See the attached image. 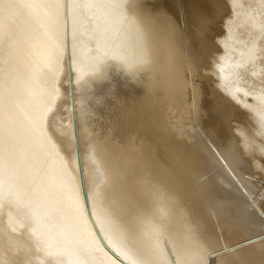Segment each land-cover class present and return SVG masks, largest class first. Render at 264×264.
Instances as JSON below:
<instances>
[{
    "label": "bare ground",
    "instance_id": "1",
    "mask_svg": "<svg viewBox=\"0 0 264 264\" xmlns=\"http://www.w3.org/2000/svg\"><path fill=\"white\" fill-rule=\"evenodd\" d=\"M201 77L237 134L220 148L189 126ZM246 168L264 175V0H0V264H264Z\"/></svg>",
    "mask_w": 264,
    "mask_h": 264
},
{
    "label": "rangeland",
    "instance_id": "2",
    "mask_svg": "<svg viewBox=\"0 0 264 264\" xmlns=\"http://www.w3.org/2000/svg\"><path fill=\"white\" fill-rule=\"evenodd\" d=\"M178 1V0H177ZM181 13V12H180ZM181 15V14H180ZM180 18H182L181 16H180ZM201 70H203V69H201L200 68V70H199V72L198 73H200L201 72ZM111 72H113V74H115L116 73V71H111ZM200 74H202V72L200 73ZM201 78H203L201 81H204L206 84H205V90H204V92L206 93H204L203 92V95H202V104H203V102H204V100L205 101H211L212 102V109H207V110H205V108H204V112H203V114L205 113H207L206 115H202L203 117H201V120L203 121L202 122V124H201V122H200V124H198L199 122L198 121H190L191 123H189V124H192V125H189V126H194V127H197V129L199 128V130H201V131H203V132H201V133H203V137H205V140H207L208 139V136H209V132L212 130V128H213V130L215 129V130H217V132L215 131V133H213L214 134V141L213 142H215L216 140V142L214 143L215 145H216V147L218 146H221V145H223V144H225L226 143V141L227 140H225V138L226 139H229L230 138V136L231 135H233L235 132H232L231 131V129H229V126H226L225 127V125H224V123L222 122V121H220V122H215V123H213L212 122V124H209V122H210V119H211V116L212 115H214V114H217V112L215 113V111L213 110V109H215V106H220L221 104H223L224 105V103H226V102H223V101H218L216 98H215V96H214V94H213V91H211L212 93H210V89H212V88H208V87H210L211 85H212V83H214V82H209L208 83V81H207V78H205V77H201ZM199 80V79H198ZM198 80H195V83H198L199 81ZM104 81V80H103ZM94 82V81H93ZM95 83H101V81H99V82H95ZM94 83V84H95ZM93 84V85H94ZM99 85H101V84H97V86H99ZM208 86V87H207ZM94 88H98V87H96V85H95V87ZM207 89V90H206ZM209 89V90H208ZM204 96V97H203ZM215 99V100H214ZM82 101H83V103H84V105H86L87 106V108H88V114H87V116H88V121L90 122H88L91 126H92V135L93 136H99V134H100V129H101V127L103 126V123H104V111H103V98L101 97V98H99V97H95V98H82ZM216 102L218 103V105L216 104ZM223 102V103H222ZM216 104V105H215ZM220 104V105H219ZM217 108V107H216ZM237 114V113H236ZM208 116V117H207ZM232 121V122H231ZM231 124H232V127H235L236 126V124H237V122L236 121H233L232 119H231ZM198 122V123H197ZM206 123V124H205ZM209 124V125H208ZM200 125V127H198ZM211 128V129H210ZM228 128V129H227ZM208 129H210V130H208ZM205 131V132H204ZM232 132V133H231ZM208 133V135H206ZM205 134V135H204ZM217 134V135H216ZM236 134V133H235ZM211 135V134H210ZM221 135V136H220ZM237 135V134H236ZM211 136H213V135H211ZM210 136V137H211ZM216 136V137H215ZM219 136V138H220V140H219V138L217 139V137ZM226 136V137H225ZM209 137V138H210ZM207 138V139H206ZM216 139V140H215ZM223 140V141H222ZM225 140V141H224ZM219 141V142H218ZM220 141H221V144H220ZM207 142H208V144L210 145V141L209 140H207ZM213 142H212V144H213ZM218 142V143H217ZM218 145H217V144ZM211 146V145H210ZM220 148V147H219ZM224 167H225V165H223ZM215 169H216V172L215 173H218V172H222V168L218 165L217 167H215L213 170L215 171ZM243 170V171H242ZM246 171H247V174H246ZM251 170H247V168L246 169H241V171L240 172H238V174L240 175V177H242V178H244V179H253V181H255L254 182V184H256V185H258V186H262V185H264V175L263 176H261L262 178L260 179V178H257V180H255L256 178H254V176H252L250 173H252L253 171H251ZM244 172V173H243ZM250 172V173H249ZM212 175L213 174H215L213 171L212 172H210ZM248 173H249V175H248ZM210 174V175H211ZM210 175H207L206 177H208V176H210ZM251 175V176H250ZM246 178H245V177ZM258 176V175H257ZM205 177V178H206ZM259 177V176H258ZM223 183V185H225V186H228V185H232L231 184V181L229 180V176L226 174V179H225V181H223L222 182ZM261 213V212H260ZM262 214V213H261ZM224 252H222L221 254H223Z\"/></svg>",
    "mask_w": 264,
    "mask_h": 264
}]
</instances>
